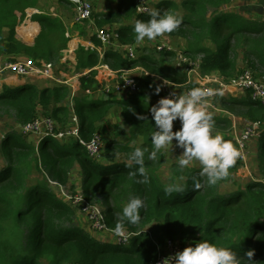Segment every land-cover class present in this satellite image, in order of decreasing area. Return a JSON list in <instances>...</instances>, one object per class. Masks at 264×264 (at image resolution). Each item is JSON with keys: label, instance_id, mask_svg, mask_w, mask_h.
<instances>
[{"label": "trees", "instance_id": "1", "mask_svg": "<svg viewBox=\"0 0 264 264\" xmlns=\"http://www.w3.org/2000/svg\"><path fill=\"white\" fill-rule=\"evenodd\" d=\"M107 1L116 4L117 12H94V23L100 28L120 24L117 28L120 42L137 44L134 25L137 20L148 21L150 14L137 12V0ZM39 2L0 0V55L7 60L24 55L60 61L70 39L64 23L49 14H34L33 19L41 24L36 36L23 24L26 10ZM155 5V9L162 6L161 14L171 11L183 17L179 28L168 34L187 41L188 46L182 52L193 57L203 55L204 75L215 74L229 81L248 68L256 78L264 80V18L239 15L231 8L233 0H159ZM82 25L77 24L80 28ZM24 38L33 43L29 45ZM93 39L101 45L96 37ZM58 42L61 46L56 45ZM161 54L164 60L175 56L168 51ZM100 63L114 70L142 66L179 83L187 78L182 70L151 55L129 59L122 52L108 48L101 57L98 51L79 47L76 69L80 72L91 69L80 78L85 94L79 92L75 98L81 138L90 141L95 133H101L104 129L101 124L109 125L107 119L116 104L123 106L130 137L126 143L104 139L106 162H99L78 139L67 143L68 139L45 137L37 145L18 129L3 133L0 149L6 164L0 167V264H153L158 250L146 228L156 224H160L158 229L163 233L162 237L157 236L161 244L165 238L177 240L182 247L207 240L230 248L236 253L238 264H264V181L236 182L235 173L244 164L239 156L229 169V176L214 185L207 183V175H201L200 162L183 168L178 162L173 163L166 184L160 175L165 155L152 144V134L160 131L151 111L156 105L148 95L160 86L150 76H143L139 93L127 94L124 99L92 98L86 90L95 92L101 86L102 79L94 69ZM70 94L71 87L67 84L41 88L27 82L16 88L4 86L0 109L13 113L20 125L41 115L40 112L62 121L63 117H70L67 106ZM228 101L233 107L245 108L241 115L246 125L259 122L263 128L259 130L258 166L264 178V106L253 101L249 91L242 98L231 97ZM46 109L51 112L45 113ZM212 117L216 127L233 126L228 116L212 114ZM117 134L120 137L123 131ZM139 137L142 144L131 146ZM224 138L232 140L241 151L234 137ZM137 147L144 150L145 174L138 171L141 165L133 158L116 162L119 153L132 156ZM153 151H156L154 158ZM42 169L63 184L73 181V171L79 170L77 185L88 200L103 202L110 226L119 223L128 230H140V234L127 246L96 245L77 222L78 207H73L49 186V181L42 178ZM196 183L201 187L195 188ZM170 184L180 185L181 191L165 193V187ZM77 185L73 182L74 188ZM233 185L236 186L231 188ZM128 195L143 200L141 219L136 224L129 223L122 215V203ZM250 250L254 251L251 259L246 255Z\"/></svg>", "mask_w": 264, "mask_h": 264}, {"label": "built area", "instance_id": "2", "mask_svg": "<svg viewBox=\"0 0 264 264\" xmlns=\"http://www.w3.org/2000/svg\"><path fill=\"white\" fill-rule=\"evenodd\" d=\"M68 1L74 6L73 24H85L88 22L90 24L92 23L94 27L89 39L79 40L78 45H76L77 48L84 47L92 51H98L100 56L103 57L105 50L113 46L115 50L122 52L125 57L129 59L137 58L136 44L121 43L120 33L117 28H100L94 23V6L90 0ZM136 4L137 12L141 14H150L151 11L155 9L154 6L151 5L150 0H137ZM35 11L39 12L38 10ZM68 36L71 39V35L68 34ZM93 37H96L101 45H97ZM155 47L159 50H156L158 53L162 51L175 53L174 65L176 68L182 69L186 74L187 78L185 82H175L163 75L152 73L142 66H135L130 69H112L109 75L103 76L98 72V76L102 79L101 86L97 89L98 91L92 92L86 90V93L91 95L92 98H102L105 100L111 98L124 99V96L127 94L139 93L141 91L140 78L143 76H150L153 82L160 86L161 98L167 97L176 99L180 96H186L188 91L193 87H202L205 91H211V95L202 98L203 100L209 101L211 98L224 95L229 88L233 86L245 92L249 91L251 99L264 106V80L256 78L251 69L246 68L242 73L229 81H224L215 74L204 75L202 73V54L193 57L177 50L170 44L164 43L156 45ZM102 66L110 69L107 64H102ZM5 68L19 76L29 77L36 75L54 81L56 84H67L71 87V94L67 99V106L71 113L66 129H61L58 121L53 116L38 115L31 121L19 125L20 133L23 135H36L40 139L51 137L57 140H66L75 137L80 140L92 158L99 159L103 156L106 144L101 133H95L90 141H85L80 136L81 119L75 109V98L76 95L83 90L81 88V83L75 85L73 81L66 80V78L59 76L55 63L43 59L31 57L25 60H16L6 64ZM90 71L91 69L82 72L79 71L77 77L81 78V76L88 74ZM165 81H167V83H165ZM259 127V122L247 124L243 132L235 138L240 145V157L243 162L249 141L258 136L260 137ZM180 148L185 153V148L182 146H180ZM48 181L52 187L57 188V193L69 201L73 207H78L79 211L81 210L92 230L112 235L113 238L116 239L118 245L127 246L131 243L134 236L140 234V231H131L124 226L121 227V232L117 233L115 231L117 226H110L105 209L102 208L98 201L88 200L81 190L77 194H69L65 190V187L58 181L51 178H48ZM150 235L152 236L151 233ZM152 238L158 250L157 259L153 264H162L164 259L173 257L176 253L183 250V247L177 240L165 238L164 244H161L159 240L154 237Z\"/></svg>", "mask_w": 264, "mask_h": 264}, {"label": "clouds", "instance_id": "3", "mask_svg": "<svg viewBox=\"0 0 264 264\" xmlns=\"http://www.w3.org/2000/svg\"><path fill=\"white\" fill-rule=\"evenodd\" d=\"M27 10L37 9L28 8ZM28 11H26L27 14ZM150 16L148 21L137 20L134 25L137 43L143 41L145 37L152 40L165 33H171L183 22L182 16L171 11L161 14L159 9H153ZM159 91L160 87H157L156 92L159 93ZM209 95H211L210 90L193 87L186 96L176 99L161 98L151 109L155 124L160 129L152 134V144L158 151L169 145L175 138L179 145L185 148L184 156L178 161L179 166L183 168L193 160H198L203 166L201 175H207V183L214 185L229 176V169L235 165L240 156V150L232 140L225 139L220 132L212 133L214 120L212 114L206 109L208 101L202 99ZM178 117L182 121V128L179 131H173L174 121ZM151 156L154 158L156 151H153ZM132 158L141 165L138 171L145 174L144 150L137 147L132 153ZM200 187L199 183L195 184V188ZM164 191L171 194L181 191V187L178 184H170ZM142 207L143 200L136 196L123 207L122 215L129 223L136 224L141 219L139 210ZM116 226L115 231L120 233L122 225L118 223ZM246 255L251 259L254 251H247ZM173 262L174 264H238L236 253L230 248L218 246L207 240L190 244L173 257L164 259L162 264H173Z\"/></svg>", "mask_w": 264, "mask_h": 264}, {"label": "rangeland", "instance_id": "4", "mask_svg": "<svg viewBox=\"0 0 264 264\" xmlns=\"http://www.w3.org/2000/svg\"><path fill=\"white\" fill-rule=\"evenodd\" d=\"M90 1L93 3L94 12L95 13L103 12V11L117 12V6H116L115 3H110L107 0H90ZM150 1H151V5H153V6H156L155 4L159 2V0H150ZM69 2H68V0H64V1H62V0H40V2L38 4L40 6H43L41 8L42 11H50V12H51V10H49V9H51L53 6H60V5L63 6V8L65 10V15L64 16H66V18H67L66 20H68V21L63 22L65 27H66L67 34H69L68 30H71L69 24L74 22V11H73L74 6H73V4L72 5L69 4ZM32 8L36 9L38 7H32ZM161 8H162V6L159 9H161ZM26 11H28V10H26ZM29 12L31 13L32 10H29ZM34 13L35 12H32V14H34ZM36 13H38V12H36ZM54 13H56V10H55ZM52 16H54V15H52ZM27 18L29 19L30 16H27ZM129 21L132 24L134 23L133 20H129ZM89 24L90 23H86L82 27V28H85V35H86L85 38L86 39H84V40L89 39V37H90V35L92 33L93 26L91 27V25H89ZM119 25L120 24H114L112 26V28H118ZM72 36H73V33H72ZM75 36L71 37V39L68 40V42H67L68 50L70 49L69 41L75 39ZM24 40L29 45H31L33 43V40H26L25 38H24ZM161 43L170 44V45H172L173 47H175L179 51H183V49L188 46V43H187V41L184 38L176 37V36L174 37V36H171L168 33H165V34H163L161 36H157L156 38H154L152 40H149L147 37H145L143 41H140L139 43H137L136 44V46H137V56L140 57L141 55H144V54L151 55V57L153 59H155L157 61L165 62L169 66L171 65L173 67L175 58H173L171 56L172 58H167L166 60H164L163 57H162V54L156 52L157 47H155V46L159 45ZM56 45L57 46H61V42H58ZM111 48H114V47L111 46ZM157 51H159V50H157ZM63 54H65V52H63ZM14 60H17V59H14ZM9 61H12V60L4 59L2 62H0V64H1L0 67H2L4 65L3 66V70H5V65L10 63ZM53 62L55 63L56 69L59 68V65L62 66L59 63L58 60H54ZM65 64L66 63H64V65ZM61 68H63V70H64V67H61ZM72 68L73 67L67 66L66 70L68 69V70L71 71ZM57 73H58V71H57ZM39 83L42 86H44V85L47 86L49 84L46 81H40ZM96 91H98V90H96ZM81 94H85L84 90H82ZM148 95H149V98L151 100H153L152 103L155 104V105L158 104V101L162 97L161 96V91H159V93H157V92H148ZM229 97H231V95H229ZM229 97L228 98L216 97L214 99V106L216 107L214 112H216L215 114L218 115V116L225 115V116L230 117L229 116L230 114L228 115V113H226L227 111H229L233 115H235V122L233 121V118L230 117L232 119V121H233V126L231 128L228 129L226 126L216 127L214 125L213 129H212V133L215 134L216 132H220L221 134H223V136H226L228 134L229 136H232V137L236 138L238 135H240L243 132L246 124L243 121L241 122V121L238 120V116L242 112L238 111V110H234L233 108H231L232 105H230L229 101H228ZM122 107L123 106H121L120 104L119 105L116 104L113 107V109H112V111L109 114V117L107 119L108 122H109V125H105L104 122L102 123V127L104 129H103V131H101V134H102V136L104 137L105 140L106 139H118L121 142H125V143L128 142V139L130 137V132H129L130 131V124H128V122L125 120V116L123 114ZM49 109L51 110V108H49ZM49 109L44 110L45 113H50L51 111ZM47 110H49V111L47 112ZM2 112L3 111L0 109V121L3 124V126H0V142L2 140V136L1 135L3 133H5L6 131L9 132L11 130H16V131H17V129L19 130V124H20V122L15 118L13 113H11V112H3L2 113ZM40 114L41 115H47V114H43V112H40ZM62 117H63V115H60V118H62ZM68 122H69V115H68V117H63L62 121H58V124H59L61 129H66ZM181 128H182L181 119L180 120L176 119L174 121L173 131H179ZM262 129L263 128L260 126L258 130L262 131ZM119 131H123V135L120 136V137L117 134ZM258 137L257 138H253L252 140H250L248 145H247V149H246V152H245L244 164H243V166L239 167L238 170L235 173L236 182H238V183H244V182H247V181H251L253 179H255L256 181H264V178H261V174L259 172V166H257L258 165V147H259V141H260L259 140L260 137H259V139H258ZM26 138L30 142L35 143V144L39 143V141H40V138L38 136H36V135H27ZM75 139H76L75 137H72L71 139L68 138L67 143H72ZM257 139H258V141H257ZM142 142H143L142 137H139L138 139H136L133 142H131V144H135L136 146H139V145L142 144ZM41 144H42V146L44 148L45 142L42 141ZM160 150H162L164 155H165L164 161L162 162V166L160 168V175L162 176L163 181L166 184H169V177L171 175V165L173 163H175V162H178L179 159L182 158L184 155H182V153H181L182 149L180 148V146L178 144V141L175 138L173 139V141L169 145L165 146L164 148H161ZM2 157H4V155H2L1 149H0V160H1L0 161V166L6 164V162L4 161V159ZM250 157L251 158L254 157L253 161H252V159L250 161ZM131 158H132L131 155H129L126 152H122V153H119L117 155V161L116 162H118L119 160L128 161V160H131ZM254 159L257 160V165L255 164ZM96 161L106 162L104 156L102 158L96 159ZM198 162H199L198 160H193L190 163L198 164ZM42 178L44 180H46L47 182H48V178L53 179L52 176L46 170H43ZM54 180H56V179H54ZM72 180L73 181H71V182H69L67 184H65V183L63 184V183H61L59 181L58 182L61 183L65 187V190L69 194H77V193L80 192V187H79V185H77V183L79 182V173H78V171H76V170L73 171ZM73 182L77 185V187H75V188L73 187ZM49 186L57 192V188L52 187L50 184H49ZM235 186L236 185H233V186H231V188H234ZM132 198H133L132 195H128L127 198L123 201L122 205L127 204L128 201L130 199H132ZM98 203L102 206V208H104L106 210V207L103 204V202H98ZM79 213L82 214L85 217V215L81 212V210L79 211ZM84 224H86V223H84ZM159 226H160V224L149 225L146 228L148 230V232L150 231V233L152 234V236L150 235L151 238L154 237L155 239L159 240L157 236H161V237L163 236V233L159 232V229H158ZM101 233H105V232H97L96 231L95 235L93 234V232L85 233V234L87 235V237L91 241L96 242V245H98V246L100 244L102 245V243H105L108 246H112V245L117 244V241H116L115 238L112 241L109 240V241L104 242L102 237H100V236L103 235ZM95 236L99 240H97ZM152 240H153V238H152ZM190 244H193V243H188L186 245V247L189 246ZM184 248L185 247H183V249Z\"/></svg>", "mask_w": 264, "mask_h": 264}, {"label": "crops", "instance_id": "5", "mask_svg": "<svg viewBox=\"0 0 264 264\" xmlns=\"http://www.w3.org/2000/svg\"><path fill=\"white\" fill-rule=\"evenodd\" d=\"M36 7H38L40 9L39 10L38 8H36L39 11L38 13H44V14L54 15L53 17L59 18L61 20V22L68 21V20H66L67 19L66 16H64L65 15V10H64V8H63L62 5H60V6H53L51 9H49V10H51V12L50 11H42L41 8L43 6L37 5ZM231 8L233 10L237 11V13L239 15L243 16V17H252V18H256V19H262V18H264V0H233V5H231ZM32 9H34V8H32ZM55 10H56V13L57 14L54 13ZM73 11H74V8H73ZM32 12H35V11L32 10ZM32 12L30 13L28 11L27 16H29V15H31V16H30L29 19L26 17L24 19L23 23L25 22L27 24L28 29L31 31L30 33H32V34H34L36 36L41 31V24L37 20H34L33 19V15L34 14H37V13L35 12L34 14H32ZM69 25H70V28H71V30H68L69 34L71 35V37H73L75 35L76 36H75V39L69 41L70 49L68 50V48H66V49H64L62 51V55H61V58H60V61H59V63L62 66L59 65V68H57V71H58L57 74L59 76L63 77V78H66V80L73 81V83L76 85L77 83L80 84V79L77 77V73L79 72V70L76 69V64H77V49H78L76 47V45H78L79 40L86 39L85 38L86 35H85V28H80L77 25H74L73 23H71ZM89 25H91V27L93 26L92 23L89 24ZM83 26L84 25H82V27ZM93 30H94V27H93ZM72 33H73V36H72ZM176 37H178V36H176ZM63 52H65V54H63ZM3 58L6 59L5 56L0 55V62H2L4 60ZM27 58H31V57H27V56L21 55V56L18 57L17 60H25ZM12 61H16V60H12ZM12 61H9V62H12ZM64 63H66V64L64 65ZM0 66H1V64H0ZM3 66L0 67V93L3 90L4 86L11 87V88H16V87L21 86L24 83H27V82L34 83V84L40 86L41 88L45 87L46 85L42 86L39 83L40 81H46V82H48L49 84L47 86H54V85H56V83L54 81H50V80H48L46 78H42V77H39V76H36V75L29 76V77H23V76L16 75V74H14L13 72L9 71L6 68H5V70H3ZM67 66L73 67L72 70L71 71L68 70V69L66 70V67ZM61 67H64V70ZM173 67H175V65H173ZM94 69H96L97 72H100V75L101 76H103V75H109L111 73V70H112L111 67H110V69H108L105 66H102V64H99V65L95 66ZM180 70H182V69H180ZM229 95H231V97L242 98V97H244L246 95V92L243 91V90H240V89H238L236 87L231 86L229 88V90L224 95H219L217 97L228 98ZM231 97H229V98H231ZM215 98L216 97L211 98L208 101V103L206 104V109H207V111L210 114H215L216 113V112H214L215 111V108H216L214 106V99ZM229 104L232 105L231 103H229ZM232 108L234 110L241 111L242 113L245 111V108L243 106L233 107V105H232ZM226 113H228V115L230 114L229 116L232 117L233 118V121L235 122V115H233L229 111H227ZM241 114L238 116V120L241 121V122L243 121L246 124V121L244 120V118H243V116ZM177 120H180V118L178 117ZM0 126H3V124H2L1 121H0ZM38 144L39 143H37V145ZM133 145L134 144H131V146H133ZM181 153H182V155H184L183 150H181ZM2 158L6 162V158L5 157H2ZM253 158L254 157H252V158L250 157V161H251V159L253 161ZM254 162L257 165V160L256 159H254ZM191 164H193V163H191ZM77 171H79V170H77ZM125 205L126 204L122 205V207H124ZM122 210H123V208H122ZM77 222H78V224L80 226H82L85 229V231H87L88 233L93 232V234L95 235V232L96 231L94 232L90 228L86 217H84L82 214H80L79 211H78V221ZM84 223H86V224H84ZM101 234H103V235L100 236V237H102V239L104 241H109V240L112 241L114 239L113 236L112 235H109L108 233H106V234L105 233H101Z\"/></svg>", "mask_w": 264, "mask_h": 264}]
</instances>
